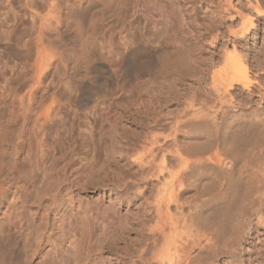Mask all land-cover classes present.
<instances>
[{
	"label": "rangeland",
	"instance_id": "obj_1",
	"mask_svg": "<svg viewBox=\"0 0 264 264\" xmlns=\"http://www.w3.org/2000/svg\"><path fill=\"white\" fill-rule=\"evenodd\" d=\"M59 1L61 5L66 2V0H56L57 3ZM92 1L87 5L91 7L85 6L84 2L83 6L86 8L82 11L83 13H79V16L82 18L84 28H87L89 16L96 12L100 15V20L95 31L94 44L96 45V55L98 58H102V61L96 62V66H93L91 69V79H89L90 77L81 78L82 81L80 78L76 79L77 73L75 71L78 72L80 57L72 46L73 40H75L72 25L76 22L77 18L71 16L69 20L71 19L70 22L72 23L68 21L71 26L69 27L68 25L67 28H63L62 30L66 44L65 51L68 49V51L64 52L68 53L71 58V63H69V68L71 69H69V72L70 70L72 71L71 73L68 72V74H56L57 77L54 80V84H52V88L54 89L51 90L53 92L54 90H58V95L55 92V97L58 99L57 104L61 105L63 103L64 105L62 104V108L60 106L62 111L59 108V115L55 118V120L58 118L55 121L57 123L52 128H47V142L42 148L43 153L41 157L37 155L36 141L35 143L25 142V145L21 147L22 149L20 148L19 151H15L16 149L12 145L5 142L7 133L4 132L2 134V145L3 147L7 146L6 150L8 149L9 151H7L10 154L13 153L12 155H15L13 157L18 161L15 164L16 167L18 165L20 171L15 176L10 173V180L13 184L10 181L12 185L10 186V193L0 203V228L10 224V230L15 234L12 240L18 243L16 245L12 242L13 246L12 244L10 246L13 249L16 248L15 250L20 254L17 253V255L21 258L23 264H103L107 261L109 262L110 259L113 264H145L141 260L143 258H141L140 254L142 249H145L144 247L149 250L158 248V252L166 247V245H163V237H160L157 245L154 244V238L156 237L152 228L157 224L167 223L169 225L171 222L168 223L167 221H173L174 218H177L176 220L178 221L174 219V222H180L177 227L180 233L176 230L180 237L179 235L176 236V232L174 231L175 237L178 240H175L176 244L172 242V246L168 245L169 254H171L170 258L174 255L172 259L175 261L174 258L182 252L180 248H182L185 240L189 239L182 232L183 220L189 217L187 215H194V217H197L194 218V223L196 222L197 226L202 224L201 206L197 205H200V195L204 189V178L200 166H197L200 170L189 168L190 174L187 173L186 176L194 178H189L186 181L182 180V186H179V190L176 189V192L179 193L178 202L177 204H171L169 209H167L169 211L166 210V205L163 204L164 206H162L160 204L162 211L164 210L160 217V208H158L160 199L158 197L160 198L166 192L165 188L169 186L166 183L172 179L171 176H176L180 171L179 169H182V166L184 167V163L180 162L181 159L179 158L178 160L175 157L177 153L176 155L172 154H174L175 150H183L182 156L185 155L184 157H186L187 153L190 154L187 158L191 156L194 159V155L196 157L197 155L198 157L202 155L200 150L203 149L206 139L201 121L198 120L200 117L198 118L197 116H199L198 111L201 109L200 107L203 106L205 108L206 102L208 105H213L212 111H214L216 109L214 106H220V96L223 97L225 94L227 96L231 95L233 96V101L235 100V106L233 103H228L229 105L220 103L222 105L220 107L230 106L232 109L234 106L232 109L233 113L236 111L235 107L239 99H242L241 101L239 100V103L241 102L240 105L243 107L251 105L250 108H257L264 105V103H260L258 100L259 88H257L258 84H264V0H232L231 4H228L226 0H194L193 7L196 8L195 10L191 8V2L188 3V0H166L169 1L167 2L168 5L164 2L165 0H160V3H165L166 6L172 5L169 9L173 10L170 11L172 18H176L173 20V22L175 21L173 27L176 32L181 34L183 32L179 26V19H181L180 22L182 19L183 21L186 19V22H188V25L184 29V34L188 37L187 44L188 46L190 45L188 56H186L187 63L185 64V61L183 63L184 66L181 63L178 66L179 68H176V72L170 74L171 79L168 76V79L171 80L167 82L170 84V88L168 87L170 90L167 89L169 93L166 91L165 85L167 83L164 84L166 80L163 76L156 75L151 78V76L142 75V78L134 79L133 77L130 78L131 75H129L130 77L127 75L129 72H126V78V75L122 76L117 73V66L109 61L113 55L112 52L121 46L122 36L127 35L126 37L129 40L131 48L134 46L132 44H135L139 33L143 29L151 27L153 17L151 16V12L144 9V6L148 4V0ZM256 2L260 4V12L255 8ZM60 3L58 4L60 5ZM251 15L253 17V26L250 27L248 34L242 37L238 35L235 39L237 41H235L231 37L230 32L238 30L242 26V18L250 17ZM182 16L183 18H181ZM164 18L162 13L160 19L164 20ZM175 23H179L178 26ZM159 27L161 28L159 32L160 36L161 33L165 35L166 28L164 24L160 23ZM216 34H218V38L212 41ZM232 42L237 46V50H235L236 54L241 59L243 58L242 63L247 68L251 80L249 87H245L241 83H235L233 87H230L228 86L229 84L223 82L226 77V72L223 70L225 57L228 53L235 55ZM11 58H13V61H16L14 57ZM13 61L10 60V0H0V107L6 112V128L10 123V62ZM109 62L110 66L108 65ZM103 65L105 66L103 67ZM116 70L117 72H115ZM182 70L185 72H182ZM71 74H75L73 76L75 79ZM117 74L122 80L117 77ZM49 77V80L53 79L51 76ZM130 79L131 81L133 79L135 82H131ZM103 82L105 83L103 84ZM126 82L129 83V86ZM55 83H59L60 86L57 84V87ZM73 83L79 86L78 89L81 86L79 90H83V92L78 91ZM80 83L83 84L81 85ZM124 84L126 87L128 86L127 89ZM217 84L218 87L220 84L223 85H220L219 89L216 87ZM73 85L76 88H73ZM61 86L63 87L61 88ZM67 86L70 90H68ZM223 86L225 87L223 88ZM154 88L156 89L154 90ZM213 88L216 91H213ZM224 89L225 92H223ZM59 90L61 91L60 93ZM67 90L75 96L77 94L76 101H78L75 102L76 104H74L75 106L72 109L70 107L71 111L66 108V104L69 101L66 97L70 94ZM142 91L144 92L143 94ZM217 91H220L221 95ZM148 92L150 93L148 94ZM255 92H258V94H255ZM81 94L84 95V98ZM169 97H172V100ZM80 99L81 101L83 99L84 102H80ZM166 100L169 103H166ZM49 101L50 98L46 102ZM150 101L152 104H150ZM59 102L61 103L59 104ZM78 102L81 103V107H78ZM201 103L205 105L202 104L200 106ZM108 105L110 106L109 108ZM193 105L196 106V121L193 120L192 124L189 123L186 126H181V130L172 128L173 124L170 125L169 120L172 118V121L180 118L183 119L182 113H185L186 109L188 112L190 110L194 112L192 110H195V108L191 107ZM137 110H140V112ZM142 110H144V113L147 110L146 114L148 116ZM153 115H158V117L155 116L156 118H154ZM185 115L184 119L192 116L193 113L190 116ZM165 118H168L167 123L169 124H166ZM162 122L163 125L161 124ZM168 127H171V129ZM172 129L174 132H172ZM176 130L177 132H175ZM152 131L155 132L153 133ZM168 131H170L169 134L171 133V135L168 134ZM256 134L254 133L253 135L254 137L256 136L255 138L250 136V141L247 139L246 142L240 145L243 149L239 148L238 157L240 163L246 166L250 165L253 158L264 160V132L259 131ZM151 135L153 137L155 135H158L156 137H160L158 140L161 139V141H158V144L165 143L167 145L162 149L165 153L161 150V158L158 156V159L156 158L155 161L150 156L148 157L147 154L149 153H147V149L145 151V148L150 147L147 143H149V139H152ZM165 135L168 137H166L167 139ZM29 137H33L32 132H29ZM141 140L143 141V145ZM188 146L193 148H189ZM179 147L181 150H179ZM186 147L187 151L184 150ZM195 148L200 155L197 153L193 154L192 150L195 151ZM162 153L164 154L163 158ZM151 159L155 163H152ZM178 183L176 187H178ZM219 184L220 182L218 181L216 185ZM244 186V188L242 187L243 190L240 191L242 193L239 197L245 198H239L238 203L236 202L237 204L235 203L231 206V208L233 207V210L230 209L231 215L233 214L232 220L236 219L235 216L241 208L247 205L257 194L259 181L254 178L253 182L248 181ZM249 189H252V191ZM244 190L246 191L244 192ZM248 192L251 193L249 194ZM195 206L199 207L200 211ZM96 210L99 213L97 215L95 214ZM193 210L196 213L199 212L197 213L198 216L194 214L195 211L193 213ZM102 211H108L107 213L113 212L116 219L111 222H109L112 219L111 217H109L110 219L108 218L109 221L102 218H97L96 220L97 216L102 215L100 214ZM95 215L96 217H94ZM171 216L173 217L172 219H170ZM232 220L228 227L225 226L226 231L222 230L223 234H221L220 238L221 246L218 256L210 260L200 257L194 264H264V225L256 226L255 232L252 234L254 239L245 238L246 240L242 241L241 244H237V235L234 232L235 230L232 231L234 228L231 223L233 222L234 224L235 222ZM109 223L110 225L106 230L107 234H101L102 231L99 228L103 224ZM189 223L191 222L189 221ZM123 224L126 227L125 231L122 234L120 233L121 235L119 234L121 237V239L119 238L120 241H113L117 244L110 245L112 241L109 238H113L114 233H117V229L120 228V225L123 226ZM229 226L233 229L229 228ZM167 233L173 234L172 230ZM199 236L200 233L194 231L193 237ZM171 239L168 238L169 243ZM182 241L184 242L182 243ZM101 242L104 244L102 245ZM100 244L101 246H99ZM126 246L127 250L124 249ZM98 247L102 248L99 249ZM114 247H118L117 250ZM199 249V246L195 249L191 248V246L185 247L184 253H188L192 257ZM118 250L119 252H117ZM136 250L138 252L140 250V252L138 253ZM76 257L78 258V262L76 261ZM191 257H185L180 264H192L190 261ZM108 262L105 264H109Z\"/></svg>",
	"mask_w": 264,
	"mask_h": 264
},
{
	"label": "bare ground",
	"instance_id": "obj_2",
	"mask_svg": "<svg viewBox=\"0 0 264 264\" xmlns=\"http://www.w3.org/2000/svg\"><path fill=\"white\" fill-rule=\"evenodd\" d=\"M91 1L92 0H66L65 3H63L64 1L62 2L63 5H61V3L59 1L58 2V3H60V5H59L56 2V0H10V60L13 61V58H11V57H14L15 58L14 60H16V61L10 62V101L11 102H10V123L7 126V128L5 127V125H6V112L2 107H0V203L5 199V197H7V194L10 193V186H12L10 184V181H11L10 180V176H11L10 173H12V175L15 176L17 174V172L20 171L18 165H17V167H18L17 168L16 164H15V162L17 161V159H15V157H13L15 155H12L13 153L10 154V152H8L9 151L8 149H7L8 151L6 150L7 146L3 147V145H2V141H3L2 134L4 132L7 133L6 140L5 139L4 140H5V142H8L9 145H12L16 149V150L14 149L15 151H19L20 148L25 145L24 144L25 142L26 143H28V142L29 143L30 142L35 143V141H36L37 155L41 157V155L43 153L42 148H43V146L46 145V142H47V134H46L47 128L48 127L52 128L57 123L55 121L58 118L56 120H55V118L59 115L58 113H59V110L63 107L62 106L63 103L61 105L57 104L58 99H57V97H55V94H56L55 92H57L58 90L57 91L54 90V92H53V90H51V89H54V88H52V84H54V82H55L54 80L57 77L56 74H59V73H64V74L67 73L68 74L69 69H71V68H69V66H70L69 63H71L70 62L71 58L69 57L68 53H65L66 51H68V49L65 51L66 44L64 42V38H63L64 36H63V30H62L63 28H67L69 23H72V22H70L71 19L69 20V18H71V16H74L77 18L76 22L72 25L73 34L75 37V40H73L74 42H73L72 46L76 50L77 55H79V57H80L79 63H78V72L75 71V73H77L75 76L76 79L80 78V80L82 81V79H84V78H89L91 75V69L93 68V66H96V64H97L96 62L102 61V58H100V57L98 58L96 55L97 54L96 53L97 51L95 49L96 45L94 44L95 31L97 29L96 27H97L98 22L100 20V15L97 12L95 14L93 13V15L89 14L91 16L88 15L90 18H88L89 21H88V27L87 28H84L82 18H81V16H79V13L82 12L84 10V8H86L85 6L89 5L91 3ZM193 1L194 0H188V3L191 2L190 6H191V8H193L195 10L196 8L193 7V4H194ZM226 1L228 4H231L232 0H226ZM84 2H85V6H83ZM160 2H161L160 0H148V4L144 6V9L146 11L151 12V16L153 17V23L151 24L150 28H148V29L145 28L139 33V36H137L138 38L136 37L137 40L136 41L134 40L135 44H132V46L133 45L134 46L130 48L129 40L126 37L127 35H124L121 37V42H120L121 46L118 47L117 50L112 52L113 55L111 56V59L109 61H111L115 66H117L118 72H117V70L115 72L119 73L120 75L124 76V75H126L125 74L126 72H129L127 75L128 76L131 75V77L130 76L129 77L130 78L133 77L134 79H137V78L141 77L142 75H148L149 77L151 76V78L156 76V75H160V76H163V78L166 80L165 83L162 81L164 84H166L168 81H171L170 80L171 79L170 74H173L174 72H176V68L178 66H180L181 63H182L181 65H183V63L186 61V56H188L187 54L190 50L189 49L190 45L188 46V44H187L188 37L184 34V29L186 28L185 26L188 25V22H186V19H184V21L182 19V21L180 22L181 19H179V23H180L179 26H180V28H182L183 32L179 31V32H182V34L176 32L174 27H173V24L175 22V21L173 22V20H175L176 18L175 19L172 18L170 11H173V10L169 9V8H171L172 5L166 6L165 3L163 4ZM164 2L167 3L169 1L165 0ZM92 3H93V1H92ZM161 4H163V5H161ZM167 5H168V3H167ZM87 7H91V6H87ZM255 8L258 12H260L261 7H260V4L258 2H256ZM162 13L165 17L164 20L160 19ZM183 16H184V14H183ZM183 16L181 18H183ZM242 19H243L241 22L242 26L238 30H233L230 32L231 37H233L234 40L238 37V35H240L242 37V36H245L246 34H248L250 27L253 26L252 15L250 17L248 16V17L242 18ZM68 21H69V23H68ZM177 22H178V19H177ZM160 23L164 24V26L166 28V30H165L166 34L162 35V33H161V36L159 34V32L161 31V28L159 27ZM179 23H177V24L175 23V24L178 26ZM70 26L71 25H69V27ZM177 26H175V27L177 28ZM71 37H73V36H71ZM231 37L229 38L230 40H231ZM217 38H218V34H216L214 36L212 41L216 40ZM134 41H133V43H134ZM235 41H237V40H235ZM231 44L233 46V50L235 52V55H232L233 53L232 54L228 53V55H227V53H226L227 56L225 57V61H224L225 66L223 68V70L226 72V77H225V80L223 82H226L227 84H229L228 86H230V87H233L235 83L236 84L241 83L245 87H249L251 80H250V76L248 74L247 68L242 63L243 58L241 59L238 56V54H236L235 50H237V48H236L237 46L235 45V43L232 42ZM239 46H240V44H239ZM126 50H128V51L126 52ZM188 62H189V60H188ZM112 63H111V65H112ZM186 63H187V61L185 62V64ZM108 65L110 66V62ZM104 66L105 65H103V67ZM178 70H180V69H178ZM184 70H182V72ZM71 71L72 70H70L69 73H71ZM73 73H74V71H73ZM214 73H215V71H214ZM216 73L219 74L217 71H216ZM102 74H104V73H102ZM74 75L71 74L72 77ZM127 75H126V78H127ZM49 76H51V78H53V79H50L53 81H50L48 79V78H50ZM69 76H68V78L71 77V76L70 77ZM168 76L170 79H168ZM117 77L120 78V76H118V74H117ZM145 77H147V76H145ZM113 78H115V77H113ZM89 79H91V77ZM95 80H97V79H95ZM172 80H173V78H172ZM221 80H223V79L221 78ZM130 81H131V79H130ZM132 81H133V79H132ZM215 81H217V80H215ZM118 82H120V81H118ZM133 82H135V81H133ZM78 83H79V80H78ZM104 83L105 82H103V84ZM126 83L129 86V83L128 82H126ZM57 84L59 85V83H57ZM73 84H75V86L77 87L76 88L73 85V88L75 87L78 91H81V90H79V89H81V86L78 89L79 86H77L76 83H73ZM80 84L82 85L83 83H80ZM58 85H57V87H58ZM169 85H170L169 83H167L165 85L166 91H167V89L170 88ZM220 85H219V87H220ZM258 85L259 86L258 87L256 86V87L259 88V90L258 89H255V90H258L259 94H258V92L257 93L255 92V94L259 95V98H258L259 102L264 103V84H262V85L258 84ZM103 86L105 87V85H103ZM124 86H125V84H124ZM57 87L55 86L56 89H57ZM62 87L63 86H61V88ZM69 87H71V85H69ZM69 87L67 86L68 90H70ZM93 87H95V86H93ZM122 87H121V89L124 90V88H122ZM127 87H126V89H127ZM152 87H149V88H152ZM216 87H218V84ZM224 87L225 86H223V88ZM83 88H85V87L83 86ZM173 88H174V86H173ZM218 88H217V90H218ZM155 89L156 88H154V90ZM159 89H160V87H159ZM50 90H51V92H50ZM68 90H67V92H69L70 94L67 95V92H66V95L68 96L66 98H68L69 101H68V104H66V103L65 104H66L67 109H70V107L72 109L75 106L74 104H76L75 102L78 101V100L76 101L77 94L75 96L74 94H72V92H70ZM71 90H73V89H71ZM119 90H115V91H119ZM214 90L215 89L213 88V91ZM164 91H165V89H164ZM60 92L61 91L59 90V93ZM81 92H83V90ZM81 92H78V93H81ZM85 92H87V91H85ZM223 92H225V89ZM228 92H229V90H228ZM143 93L144 92L142 91V94ZM149 93L150 92H148V94ZM155 93H157V92L155 91ZM217 93L220 94V91L219 92L217 91ZM85 94H87V93H85ZM151 94H153V93H151ZM212 94H214V93L212 92ZM57 95H58V92H57ZM130 95H132V94H130ZM140 95H141V93H140ZM82 96L84 98V95H82ZM137 96L139 97V94ZM155 96H156V94H155ZM79 97H80V95H79ZM79 97H78V99H79ZM145 97H147V96H145ZM149 97H151V96H149ZM49 98H50V101L46 102L47 99H49ZM169 98H171V100H172V97H169ZM56 99H57V101H55ZM135 99H137V98H135ZM219 99H220V103L225 104V105H227L228 103L234 104V101H235V100L233 101V96H231V95L227 96L226 94H225V96L223 95V97L220 96ZM160 100H158V101H160ZM202 100H201V102H202ZM213 100H215V99H213ZM236 100H238V99H236ZM239 100L237 101L238 103L236 102L237 106L235 107L236 111H234V113L232 112V109L234 108L235 104H234L233 108L231 109L230 106L229 107L228 106L220 107L222 105L219 103L220 106H217L218 108L214 106V108H216V109L214 111H212L213 105H208V103L204 100L206 102V105L203 104V103H205L204 101H203V103L200 104V106L202 104L205 105V108H203V106L202 107L199 106L201 109L203 108L202 110L200 109L201 111L199 110L200 112L198 111L199 116H197V114H196V106L193 105L191 107L195 108V110H192L195 113L191 112V110L188 112L186 109V111H187V112L185 111L186 115H185V113H182L183 119L180 118V119L176 120L175 115H174V119H175L174 121H172L173 118L172 119H170L171 117L169 118L170 119L169 120L170 125L173 124V126H174V127L172 126V128L180 129L181 126H186V124H189V123L192 124V122H194L193 120L196 121V118L200 117L198 120L201 121V125L203 127L204 132H205L204 137H205L206 141L204 139L205 145L203 146V149H202L203 151L200 150L202 152V155H200V153H197L196 148L194 149L195 151L192 150V152H194L193 154L197 153L200 155L199 157H198V155H197V157L194 155V157H195L194 159H192L191 156H189V158H191V159L187 158V156L190 154H188V153L186 154V152H185L186 157H184L185 155L182 156L183 150H181L180 147H179L180 148L179 150H181V151H178V150L177 151L181 154H179L176 150H175V152L172 151L174 153L172 155H176V153H177V155L175 157L178 158V160H179V158L181 159L180 162L182 161V164L184 163L183 164L184 167L182 166V169H179L180 171L176 174V176H171L172 179L168 183H166V185L169 184V186H167V188H165L166 192H164L160 198L158 197V199H160V203H159V207H158V208H160V210H159L160 217H161L162 213L164 212V210L162 211V207H160V204L162 206L166 205V207H167L166 210L169 209L171 204H174V203L177 204L179 193L176 192L177 191L176 189H178L182 186V184H181L182 180L186 181V180H189V178H194L191 176H189V177L186 176V174L189 173V171H188L189 168L190 169H193V168L198 169L199 167H197V166H200V168L202 170L201 172L203 173V174L202 173L201 174L203 175V178H204V185H203L204 189L201 192L202 194L200 195L201 196L200 197V205L198 204L197 206H199V207L201 206L200 207L201 208V216H202L203 221H202V224L200 226H197L196 222L194 223V221H195L194 218L196 216L194 217V215H192V216L187 215L189 217H187L185 219L182 218V219H184L183 221L185 222V223L182 222L183 224L181 223L182 227H183L182 232H184L185 235H184V233H182V234L184 236L187 235L189 237V239H186L185 242L182 241V243L184 242L182 248H180V249H182V252H181V254L178 252L179 255H177V257L175 256L176 258H174L175 261L172 259L174 255H172L171 256L172 258H170L171 254H169L170 250L168 248L171 244H173L172 242H175V240H178V238L175 237V232H176V236L179 235L180 231L177 230L178 229L177 227L180 224V222H178L179 224L177 222H174V219H175L174 218L173 221H167L168 223L171 222L169 225L167 223H164V221H163L164 224H157L156 226H154L152 228V231L154 232L155 237H156V238H154V244L157 245L159 243L160 237H163L164 244L163 243L162 244L166 245V247H164V248L161 247L162 249H161V251L159 250V252H158V248L153 249V250H149L146 247H144L145 249H142V251L140 252V250H141V248H140L139 252L141 254V258H143L141 260H143V262L145 264H166V263L167 264H180L181 261H183V259L185 257H188V256L191 257V255H188V253H184V248L189 247V246H191V248H193V249H195L197 246H199V248H200L199 251L197 253L195 252L196 254L190 258L191 259L190 261L192 264H194L200 257H203L207 260H210L211 258L217 257L218 251H219L220 246H221L220 245L221 234H223L222 232L226 229L225 226L228 227V225L230 224V221L232 220V217H233V214L231 215V211H230V209L233 208V207L231 208V206L233 204H235L239 198H245L242 196L239 197L240 194L242 193L240 191L243 190L242 187L244 188L245 187L244 185L248 181L253 182L254 178L259 181L257 194L252 198V200L249 201V203L247 205H244L241 208V210L235 216L236 219H233L235 223L233 224V222H231L233 225V226L232 225L231 226L234 229L231 226H229V228L231 227L233 229L232 231L235 230L234 232H236V235H237L236 239L237 240L236 239H234V240H236L237 244L238 243L241 244L242 241H244L246 239H254L253 238L254 236H252V234L255 232L256 226H263L264 225V160L253 158L250 165L246 166V165L240 163V160L238 157L239 156V150H240L239 148L241 147L240 145L242 143L246 142L247 139L250 141V139H251L250 136H253L254 133L255 134L257 132L259 133V131L262 133L264 132V105L258 106L257 108H254V107L250 108L251 105L250 106L248 105L249 107H243L240 105L241 102L239 103ZM168 101L166 103H169ZM207 101H209V100H207ZM80 102H84L83 99H82V101L80 99ZM139 102H141V101L139 100ZM215 102H216V100H215ZM242 102L244 104V100ZM60 103L61 102H59V104ZM156 103H157V101H156ZM212 103H213V101H212ZM212 103H210V104H212ZM246 103L248 104V102H246ZM77 104H79L78 107H81L80 106L81 103L78 102ZM140 104L142 105V103H140ZM140 104H138V105H140ZM150 104H152L151 101H150ZM165 104H163V105H165ZM214 104H216V103H214ZM145 105H146V103H145ZM145 105H143V106H145ZM158 105H159V103H158ZM189 105H192V104H189ZM189 105H187V106H189ZM216 105H218V104H216ZM60 106H61V108H60ZM76 107H77V105H76ZM76 107H75V110H76ZM109 107L110 106L108 105V108ZM64 108H65V106H64ZM64 108H63V110H64ZM187 108H189V107H187ZM71 109L69 111H71ZM197 109H199V108H197ZM75 110L73 109L74 112H75ZM106 110H108V109H106ZM147 110H149V109H147ZM147 110L145 111V113L143 112L144 110H142V112L144 114H146V112H148ZM61 111H62V109H61ZM137 111L140 112V110H137ZM157 111H158V109H157ZM191 113H193L192 116H190ZM184 115L190 116V117H186L184 119ZM155 116L156 115H153L154 118L158 117V115L156 117ZM195 116H197V117H195ZM167 119L165 118L166 124H169V123H167V121H168ZM140 121H142V120H140ZM162 121H164V120H162ZM161 124L163 125V122ZM156 126H155V128H156ZM167 126H169V125H167ZM168 128L171 129V127H168ZM153 129H154V126H153ZM148 130H150V129H148ZM151 130H152V127H151ZM170 131H168V134ZM29 132L33 133V137H29ZM172 132H174L173 129H172ZM175 132H177V130ZM166 135H165V138L167 137ZM169 135H171V133ZM153 136H154V134H153ZM153 136H152V139H149V143H147L150 145V147L145 148L146 146L144 145L145 147H143V148H145V151L147 149V153H149V154H147L148 157L150 156L155 161L156 158L158 159V156L160 157L161 150L164 149L167 145H165V143L164 144L163 143L158 144V141H161V139L158 140L160 137H156L158 135H155V137H153ZM145 140H146V142H148L147 139H145ZM150 140H152V141L150 142ZM162 140H164V139L162 138ZM142 142L143 141L141 140V143ZM166 144H167V142H166ZM142 145H143V143H142ZM142 145H140V146H142ZM149 145H147V146H149ZM191 148H193V147H191ZM186 149H187V147L184 150H186ZM200 151H198V152H200ZM162 152L165 153L164 150H162ZM190 152H191V150H190ZM163 157H164V154L162 155V158ZM153 160H152V163L154 162ZM146 164H150V163H146ZM157 166H159V165H157ZM198 170H200V169H198ZM159 171H161V170H159ZM190 172H191V170H190ZM217 175H221V176H217ZM218 181L220 182V184L216 185L218 183ZM176 182L178 183V185H177L178 187H176V184H177ZM11 183H12V181H11ZM245 191L246 190H244V192ZM250 191H252V189ZM248 193L250 194L251 192H248ZM247 198H249V197H247ZM195 204H196V202H195ZM197 209H195V210H197ZM195 210H193V213ZM198 210L200 211V209H198ZM167 211H169V210H167ZM94 212H93V214H94ZM107 212L108 211H102L100 213L102 215H99L96 217V215L99 214V213H97V210H96V212H95L96 215L94 217H96V220H97V218H99V219L102 218V219H106L107 221H109L108 218L111 217L112 219L109 218L110 219L109 222L116 219V216L114 215L113 212H112L113 214L107 213ZM168 213H170V212H168ZM197 213H199V212H197ZM197 213L195 211L194 214L196 215ZM191 214H192V211H191ZM169 215H171V214H169ZM197 216H198V214H197ZM172 218L173 217L171 216L170 219H172ZM102 221H104V220H102ZM176 221H178V220H176ZM189 221L191 223H189ZM109 225H110V223L109 224H103L101 226V228L98 227L103 232V233L101 232V234H105V233L107 234L106 230H107ZM125 227H126V225H124V224H123V226L120 225V228L117 229L118 232L117 233L115 232L114 236L112 235L113 238H109L112 241V243H110V241L108 240L110 245L111 244L114 245L118 240L120 241V239H121L120 235L125 231ZM11 229H12V227H11ZM167 230L169 232H171V230H172V233L174 231L175 232L171 235V233L170 234L167 233L168 232ZM194 231L199 232L200 236L199 237H193ZM11 232L12 231L10 230V224L0 228V264H23L21 262V258L18 257V255H17L18 251L15 250L16 248L13 249V247L10 246L12 244V242L15 243L16 245H18V243L14 242V240H12V237L15 234H13V232H12V234H13L12 235ZM179 237H180V235H179ZM168 238L169 239L172 238L170 243L168 241ZM179 239H181V238H179ZM113 241H116V242L114 243ZM101 244L103 245L104 243L101 242ZM101 244L99 246H101ZM175 244H176V242H175ZM12 246H13V244H12ZM237 246H239V245H237ZM102 247H98V248L101 249ZM117 248H115V249L117 250ZM124 249L127 250V246H126V248L124 247ZM128 249H129V247H128ZM116 250H114V251H116ZM121 250H123V249H121ZM117 252H119V250ZM123 252H127V251H123ZM143 256H146V257H143ZM107 259L109 260V258H107ZM107 259H106V261H107ZM141 260H140V262H141ZM76 261L78 262V258ZM111 261L112 260L110 259L109 262L108 261L107 262L109 264H113ZM107 262H105V263H107ZM105 263H103V264H105Z\"/></svg>",
	"mask_w": 264,
	"mask_h": 264
}]
</instances>
